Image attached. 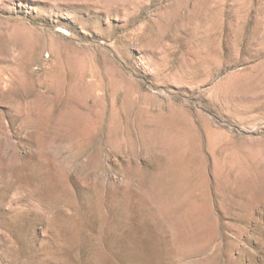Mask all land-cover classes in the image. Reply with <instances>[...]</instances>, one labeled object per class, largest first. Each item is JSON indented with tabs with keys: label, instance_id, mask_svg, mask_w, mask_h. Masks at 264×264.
Returning <instances> with one entry per match:
<instances>
[{
	"label": "rangeland",
	"instance_id": "rangeland-1",
	"mask_svg": "<svg viewBox=\"0 0 264 264\" xmlns=\"http://www.w3.org/2000/svg\"><path fill=\"white\" fill-rule=\"evenodd\" d=\"M0 264H264V0H0Z\"/></svg>",
	"mask_w": 264,
	"mask_h": 264
}]
</instances>
